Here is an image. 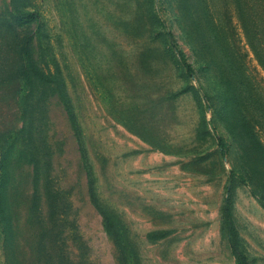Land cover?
<instances>
[{"label": "rangeland", "instance_id": "374dc122", "mask_svg": "<svg viewBox=\"0 0 264 264\" xmlns=\"http://www.w3.org/2000/svg\"><path fill=\"white\" fill-rule=\"evenodd\" d=\"M31 11L49 27L41 19L35 38H51L55 53L45 48L39 60L59 72L51 85L67 88L83 148L80 134L65 132L74 142L54 152L41 180L28 179L30 202L41 207L14 202L24 229L9 254L47 264L28 229L35 224L39 237L52 222V256L62 264H82L65 252L74 247L83 264H264V156L241 119L245 111L264 126V69L234 1L0 0V44L31 37L17 21ZM27 68L15 47L0 45V132L3 102L18 89L8 78ZM31 80L24 75L19 87L43 85ZM15 184L9 198L24 199Z\"/></svg>", "mask_w": 264, "mask_h": 264}, {"label": "trees", "instance_id": "16d2710c", "mask_svg": "<svg viewBox=\"0 0 264 264\" xmlns=\"http://www.w3.org/2000/svg\"><path fill=\"white\" fill-rule=\"evenodd\" d=\"M233 1L236 15L247 43L259 64L264 69V0H257L258 5L256 8H254L252 0ZM41 19L44 23L45 19H43L40 11L25 12L19 15L17 21L22 26L30 28L32 32L31 37L18 43L0 44L4 49L9 48L10 50L15 47L20 54V59L22 60L25 56L30 65V68H27L25 72L20 70L15 72L17 75L11 73L8 81L11 78H16L15 82H17L16 87L18 86V89L11 92L12 102H3V107L9 110V116L4 130L0 132V136H3L2 140H0V235L3 237V253L7 262L5 264H20V260L15 259V257L19 248L18 237L24 229V224L20 222L21 216H14L15 213L12 210V205L14 202H17L28 208L32 207L31 212L35 206L37 208L41 207L42 202L40 203V200H35L33 196V201L30 202L31 193L29 192L30 184H28V179H30L31 183L41 180L43 178V168L44 166H51L52 160L54 159V152L57 150H65L69 144V140H72L73 136L75 137V135L80 134L81 138L77 139L78 145H80V148H83L80 122L76 110L71 103L68 90L67 88L58 89L57 86L53 87L51 85L52 82H55V78H57L56 76L59 72L52 71L51 68L45 70L39 60L40 52L42 56L48 55L45 52V48L54 50L55 53V47L51 38L47 40L35 38V34L40 28ZM44 25L49 29L46 23ZM195 26L198 28L197 24ZM219 30L223 29L220 27L219 29L217 28L216 34L224 40ZM228 30L233 35L234 41H236V27L231 26L230 23ZM198 31L199 28L195 30V35L199 33ZM223 32L227 31L223 30ZM232 54L240 56L237 50H233ZM23 65H25V62H23ZM47 65L49 67V64ZM238 70L242 71L241 65L238 66ZM24 75L28 79L41 81L43 85L38 89L32 86L29 88L19 87V81ZM241 75L242 72H239V77ZM241 119L243 121V130L248 133L250 143L255 145L264 156V143L261 141L256 130L258 127L264 131L262 121L257 118H250L246 115L245 111H242ZM59 122L60 124L64 122L66 126L62 131L59 128ZM65 132H70L73 136H66ZM72 141L74 142V139ZM219 145L224 149V141L222 138H219ZM15 177V193H19L24 199L20 200L16 198L12 200L9 198L10 191L8 182L9 180H15ZM47 182L48 180L45 183L47 184ZM37 192L38 189L36 186L33 190V195ZM26 193H28L29 198L24 197ZM41 214L44 218L43 210H41ZM54 222L55 224H64L60 223V217ZM43 226L39 232V237H36L33 231L36 230L35 224H32L28 229V232H31L33 236L31 238L34 242V248L39 250L38 258L43 256L47 259V264H58L59 261L52 256L55 246L53 236L54 225L51 222L46 230L45 224ZM72 236H75V234H72ZM78 237L81 238V235L78 234ZM8 242H15V257L8 252ZM36 242L39 243L38 246H36ZM65 252L75 262L82 261V264L83 261L88 262L87 259L82 257L83 251L79 247H74L73 250L68 249Z\"/></svg>", "mask_w": 264, "mask_h": 264}]
</instances>
